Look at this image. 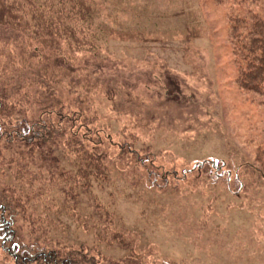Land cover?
<instances>
[{
	"label": "rangeland",
	"instance_id": "obj_1",
	"mask_svg": "<svg viewBox=\"0 0 264 264\" xmlns=\"http://www.w3.org/2000/svg\"><path fill=\"white\" fill-rule=\"evenodd\" d=\"M98 1L126 31L154 40L113 41L87 62L112 131L126 125L138 151L149 147L157 172L202 160L220 169L216 179L196 171L159 189L143 167L148 163L130 158L121 168L110 155L111 181L94 191L96 199L121 217L123 237L144 264H264V172L256 160L264 150V98L239 86L232 42V18L264 20V0ZM110 14L106 22L117 27ZM12 37L0 28V41ZM67 213L55 218L60 225L50 238L76 248L96 245V234L79 225L89 223L86 216ZM99 248L108 258L126 253ZM0 264H14L1 247Z\"/></svg>",
	"mask_w": 264,
	"mask_h": 264
},
{
	"label": "trees",
	"instance_id": "obj_2",
	"mask_svg": "<svg viewBox=\"0 0 264 264\" xmlns=\"http://www.w3.org/2000/svg\"><path fill=\"white\" fill-rule=\"evenodd\" d=\"M108 9L98 0H0V28L13 36L0 41V247L14 264H144L123 237L121 217L94 194L111 181L110 155L121 168L130 158L148 163L143 167L159 189L196 171L215 178L220 169L219 162L202 160L191 169L157 172L149 147L138 151L126 125L112 131L87 62L113 41L146 46L154 40L126 31ZM109 14L117 27L106 22ZM232 42L239 86L264 98V20L232 18ZM263 154L256 160L264 172ZM64 211L71 219L86 216L89 223L79 225L96 234V245L76 248L50 238ZM101 245L126 253L108 258Z\"/></svg>",
	"mask_w": 264,
	"mask_h": 264
}]
</instances>
